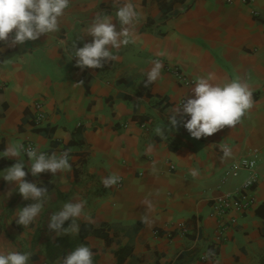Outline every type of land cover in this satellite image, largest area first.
<instances>
[{
  "label": "crops",
  "instance_id": "crops-1",
  "mask_svg": "<svg viewBox=\"0 0 264 264\" xmlns=\"http://www.w3.org/2000/svg\"><path fill=\"white\" fill-rule=\"evenodd\" d=\"M123 3L70 0L59 31L15 46L0 42V153L9 143H34L49 155L70 150L72 165L34 177L21 153L25 179L48 190L42 211L24 228L16 211L35 201L2 177L17 158L0 156V251L29 252V264H62L81 244L91 248L93 264H264V0H132L139 13L133 42L111 49L116 58L103 68H79L74 53L91 42L85 33L93 18L107 14L119 31ZM154 61L192 82L162 67L146 88ZM209 74L213 83H248L254 106L236 127L208 137L190 136L187 115L178 114L182 122L171 129L174 108L194 98L197 78ZM39 103L43 118L36 121ZM225 144L233 155L222 159ZM253 151L254 203L216 214L214 202L248 175L231 164ZM113 173L120 180L106 189L102 178ZM79 200L90 217L77 220L79 234L49 230L50 215Z\"/></svg>",
  "mask_w": 264,
  "mask_h": 264
},
{
  "label": "clouds",
  "instance_id": "clouds-1",
  "mask_svg": "<svg viewBox=\"0 0 264 264\" xmlns=\"http://www.w3.org/2000/svg\"><path fill=\"white\" fill-rule=\"evenodd\" d=\"M70 0H0V42L9 43L10 46L24 44L26 41L37 40L41 35L59 31L60 18L69 8ZM116 18L120 29L112 22V17L107 14L97 15L86 29V35L91 36L90 43H84L77 48L74 57L76 65L83 69L103 68L105 62L114 60L111 49H119L133 42L134 22L139 19V13L132 0H125L116 11ZM11 39L9 40V38ZM162 63L154 61L150 69L145 73L144 86L147 88L153 84L161 74ZM214 76L198 77L195 86L191 89L194 98H187L181 106L174 108L173 115L169 117L168 124L171 129L182 121L177 116L190 117L183 122V127L195 139L211 136L218 131L236 127L242 118L254 106L252 89L248 83L234 79L224 83H213ZM83 81L80 82L82 84ZM156 135L166 139L165 129L156 127ZM151 150V145L149 146ZM222 159L233 155L231 147L221 145ZM24 153L29 161V171L32 176L44 172L55 175L57 172L71 171L69 163L70 150L59 154L46 155L33 148L25 149L22 143H9L0 156L5 158H17V162L3 170V179L6 182H15L17 190L24 200L35 201L16 211V223L25 227L29 226L43 209L47 198V188L38 186L37 183L28 182L25 177V163L21 157ZM192 177H198V169H190ZM120 176L113 173L102 178V185L107 189L116 185ZM11 195V192L8 193ZM148 208L152 207L150 201H146ZM85 201L67 202L58 212L52 213L49 218L48 228L55 231L57 236L74 234L78 235L80 226L77 220L84 215ZM142 221L149 223L148 217L143 216ZM71 220L68 227H63L65 221ZM212 250L206 253L205 258L211 256ZM31 253L0 251V264H29ZM62 264H93V252L87 245H79L70 251L62 261Z\"/></svg>",
  "mask_w": 264,
  "mask_h": 264
},
{
  "label": "built area",
  "instance_id": "built-area-1",
  "mask_svg": "<svg viewBox=\"0 0 264 264\" xmlns=\"http://www.w3.org/2000/svg\"><path fill=\"white\" fill-rule=\"evenodd\" d=\"M227 2H231V0H226ZM242 2L247 3L248 0H241ZM254 15L257 14L256 11H252ZM164 69L171 70L174 72L176 77L183 83L189 84L192 81L188 80L180 71H178L176 68H172L168 63L165 61L162 62ZM4 87V84L0 81V89ZM184 98L180 100V105L184 102ZM38 112L35 115V120L40 121L43 118V115L41 113V104H37ZM25 149L27 148H33L36 149V146L34 143H24L23 144ZM65 150H61L63 152ZM45 153L46 155H49L48 151H40ZM258 155L256 151H253V153L239 156L230 166L231 170H247L248 175L247 177L238 185L236 186L232 191L226 194L225 197L218 199L214 202V210L216 214L223 215L229 210L233 208H247L251 206L254 201V191L256 188V185L258 183V175L256 173L255 167L257 164ZM171 168L173 166L171 165ZM222 229V228H221ZM182 231H185V228H181ZM222 234V232H219ZM216 238L218 241L220 240L219 234L216 235Z\"/></svg>",
  "mask_w": 264,
  "mask_h": 264
}]
</instances>
